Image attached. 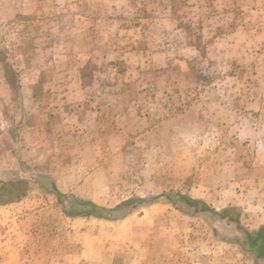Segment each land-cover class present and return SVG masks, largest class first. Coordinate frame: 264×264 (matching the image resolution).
Returning a JSON list of instances; mask_svg holds the SVG:
<instances>
[{
  "label": "rangeland",
  "instance_id": "1",
  "mask_svg": "<svg viewBox=\"0 0 264 264\" xmlns=\"http://www.w3.org/2000/svg\"><path fill=\"white\" fill-rule=\"evenodd\" d=\"M263 232L264 0H0V264H264Z\"/></svg>",
  "mask_w": 264,
  "mask_h": 264
},
{
  "label": "trees",
  "instance_id": "2",
  "mask_svg": "<svg viewBox=\"0 0 264 264\" xmlns=\"http://www.w3.org/2000/svg\"><path fill=\"white\" fill-rule=\"evenodd\" d=\"M142 201L144 200L141 198H135L122 203L120 206L122 208L134 206V204L140 203ZM180 201L191 206H196V211L203 212L208 210V206L201 200L181 197ZM70 203L73 205V209L70 212L71 215L74 214L80 216L105 217L104 212L107 211L106 208L96 204L95 202L82 198H73L70 200Z\"/></svg>",
  "mask_w": 264,
  "mask_h": 264
},
{
  "label": "crops",
  "instance_id": "3",
  "mask_svg": "<svg viewBox=\"0 0 264 264\" xmlns=\"http://www.w3.org/2000/svg\"><path fill=\"white\" fill-rule=\"evenodd\" d=\"M257 241L263 242L262 244H264V232H263V234H260L259 235V238L257 239ZM261 261L264 262V258L263 257H262V260Z\"/></svg>",
  "mask_w": 264,
  "mask_h": 264
}]
</instances>
